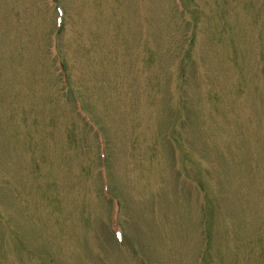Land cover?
Masks as SVG:
<instances>
[{
    "label": "rangeland",
    "instance_id": "1",
    "mask_svg": "<svg viewBox=\"0 0 264 264\" xmlns=\"http://www.w3.org/2000/svg\"><path fill=\"white\" fill-rule=\"evenodd\" d=\"M174 3L0 0V264H264V0Z\"/></svg>",
    "mask_w": 264,
    "mask_h": 264
},
{
    "label": "trees",
    "instance_id": "2",
    "mask_svg": "<svg viewBox=\"0 0 264 264\" xmlns=\"http://www.w3.org/2000/svg\"><path fill=\"white\" fill-rule=\"evenodd\" d=\"M241 87L244 88V85L242 86V84H241ZM231 96H232V95H231ZM240 101H241V99H237V98L234 99V100L232 101L231 105L234 104V106H235L234 110H235V111L238 110V107H239L238 105H239V102H240ZM237 112H238V111H237ZM237 112H236V113H237Z\"/></svg>",
    "mask_w": 264,
    "mask_h": 264
},
{
    "label": "bare ground",
    "instance_id": "3",
    "mask_svg": "<svg viewBox=\"0 0 264 264\" xmlns=\"http://www.w3.org/2000/svg\"><path fill=\"white\" fill-rule=\"evenodd\" d=\"M121 223V222H120Z\"/></svg>",
    "mask_w": 264,
    "mask_h": 264
}]
</instances>
